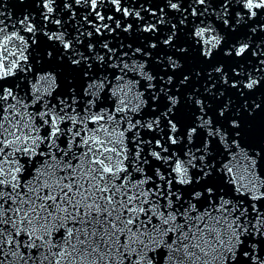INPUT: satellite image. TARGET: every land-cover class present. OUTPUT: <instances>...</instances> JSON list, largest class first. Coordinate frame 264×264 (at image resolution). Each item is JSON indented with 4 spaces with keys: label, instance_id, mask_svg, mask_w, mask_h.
<instances>
[{
    "label": "snow or ice",
    "instance_id": "obj_1",
    "mask_svg": "<svg viewBox=\"0 0 264 264\" xmlns=\"http://www.w3.org/2000/svg\"><path fill=\"white\" fill-rule=\"evenodd\" d=\"M34 2L0 20V264H264V0ZM41 39L82 92L21 88Z\"/></svg>",
    "mask_w": 264,
    "mask_h": 264
},
{
    "label": "water",
    "instance_id": "obj_2",
    "mask_svg": "<svg viewBox=\"0 0 264 264\" xmlns=\"http://www.w3.org/2000/svg\"><path fill=\"white\" fill-rule=\"evenodd\" d=\"M6 3L7 4V10H5V13H11V19H13V21H11L10 19H8L6 16H0V20H6V22L10 25V23H14L16 20H18L19 18H21L23 16V14L25 13H31L32 15H35L37 17V20H39V14L38 11L35 8V2L34 0H0V4ZM1 8V7H0ZM176 19H178V16H176ZM175 22V21H174ZM163 31L166 33L167 32V28L164 27ZM187 32L184 33V36H180L178 35L176 37V44L177 46H179L180 44L184 43L183 38H187ZM125 39V44L127 45V43H134L135 45L138 44H142L143 40L139 41H131L132 39H129L127 36L124 38ZM193 39H195V37H193ZM47 40H39L38 41V46H40L41 48H38L36 46H34L33 48L30 49L31 52V57L35 58V67L37 69V72L28 78V80H32L36 74H40L46 71H52L54 70V73L56 71V63H52L54 61L53 60H49L46 56V50H47ZM185 46L187 47L188 45L185 44ZM169 50L167 49H161V48H157L154 52L155 53L159 52L161 53V55H163L164 52H168ZM182 59V63H184L185 65V69L187 71H193L194 69H203L206 68L209 64L211 63H215L217 59H222V57H219V54L217 53V55L213 56L212 60L209 62H205L204 58L201 57L199 55L198 52L195 51L194 48H189V52L188 55L185 57H181ZM191 60H193L191 62ZM226 63H230V61H227ZM60 65H65L67 67V69L71 70V74L69 76V78L72 80V82H74V80L76 78H78L79 82H83L78 74L77 71H75L73 69L72 66L68 65L67 63L64 64H60ZM58 68L60 69V66L58 65ZM139 75V74H138ZM136 78L139 79L140 77H135V76H129V78ZM127 79V78H126ZM28 80L25 81L22 85L21 88L25 89L26 85H28ZM58 82V79H57ZM68 81V79L66 81H62L60 82V84L58 85V87L56 88V84L53 83L51 80H49L47 82V90L48 91H53L52 95H49L47 98L51 101V102H55V100L53 99L54 97L57 96H62V94L65 93H69L70 92V87L69 85H71V82ZM87 83V82H86ZM86 83L84 84V86L86 85ZM73 85V83H72ZM84 86L79 85V89L78 91L82 92V88ZM199 87V85H197ZM141 91H143V89H140ZM253 96H258V95H264V87H262L261 89H259L257 92L252 93ZM101 99H103V97H101ZM103 106V105H102ZM29 111H31V109H29ZM248 127L250 129H252L253 135L252 136H245V140L247 142H253L254 138H255V134L258 133L259 131V122H257V124L254 126L252 124H249ZM239 151V150H238ZM228 154L223 153V155L218 156V160L220 161H224L225 158H227ZM230 160H232V156L230 155V157H228ZM243 153L242 152H238V156L236 160H233V164H243ZM159 264H164L165 260L161 259V257L158 259Z\"/></svg>",
    "mask_w": 264,
    "mask_h": 264
}]
</instances>
